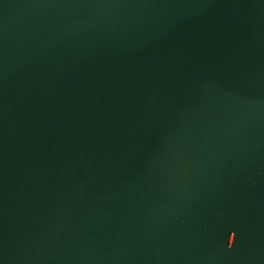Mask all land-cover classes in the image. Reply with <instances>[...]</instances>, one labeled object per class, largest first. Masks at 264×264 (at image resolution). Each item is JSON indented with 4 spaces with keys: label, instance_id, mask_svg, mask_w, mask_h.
I'll use <instances>...</instances> for the list:
<instances>
[{
    "label": "water",
    "instance_id": "1",
    "mask_svg": "<svg viewBox=\"0 0 264 264\" xmlns=\"http://www.w3.org/2000/svg\"><path fill=\"white\" fill-rule=\"evenodd\" d=\"M0 264H264V0H0Z\"/></svg>",
    "mask_w": 264,
    "mask_h": 264
}]
</instances>
